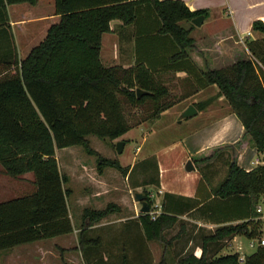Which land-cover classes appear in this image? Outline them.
I'll return each instance as SVG.
<instances>
[{
	"label": "trees",
	"instance_id": "1",
	"mask_svg": "<svg viewBox=\"0 0 264 264\" xmlns=\"http://www.w3.org/2000/svg\"><path fill=\"white\" fill-rule=\"evenodd\" d=\"M39 1L0 0V166L4 174L13 178L33 175L30 193L0 202V252L74 232L67 202L70 192L65 189L67 178L60 172L57 150L88 148L91 136L112 142L121 138L132 129L126 105L138 107L151 102L158 115L172 107L161 104L168 89L145 63L137 61L129 69L107 68L100 58L102 38L111 32V22L135 25L141 9L148 6L161 21L159 33L177 46L171 64L187 69L201 88L217 86L245 130L237 143L192 160L202 173L201 184L211 186L213 199H247L252 214L241 224L224 225L210 232L178 218L184 212L172 214L163 202L161 214H142L125 224L139 229L142 251L133 245L135 255H125L120 262L154 264L147 244L158 243L165 251L159 264H170L171 253L172 264H264L262 245L244 261L238 253L222 254L237 236L258 243L263 239V214L257 210L264 195V166L247 172L238 165L236 157L245 141L264 153V37L247 42L249 56L238 55L233 65L222 69L208 66L200 71L190 58V52L198 48L191 36L192 28L186 29L182 23L207 17V11H190L180 0H54L59 22L50 26L45 39L22 60L7 8L20 4L35 6ZM253 29L264 35L262 22H255ZM137 89L150 95L139 99ZM216 163H222L226 173L213 185L219 175ZM151 164L155 179L148 176ZM98 166L100 170L115 168L126 175L130 170L123 169L118 161L106 159L100 160ZM140 168L147 174L141 187H158L156 159L136 164L131 179ZM262 206L264 211V202ZM198 207L194 202L193 209L201 211ZM113 209L109 206L84 213L79 242L87 264H110V259L105 260L100 251L102 239L92 238L88 229L108 218ZM190 242L192 246L185 251ZM197 248L202 250L200 257L195 254Z\"/></svg>",
	"mask_w": 264,
	"mask_h": 264
},
{
	"label": "crops",
	"instance_id": "2",
	"mask_svg": "<svg viewBox=\"0 0 264 264\" xmlns=\"http://www.w3.org/2000/svg\"><path fill=\"white\" fill-rule=\"evenodd\" d=\"M40 0L37 5L30 6L31 14L26 15V20L47 21L45 15L35 14V11L42 6ZM167 1V0H159ZM189 8L190 11H207L208 15L202 26L197 27L193 23H182L186 29H191V36L197 43V49L190 52V58L201 71L208 66L213 69H222L235 63L238 55L249 56L247 41L262 39L264 36L260 32L253 29L255 22L264 24V0H180ZM8 15L11 29L16 38L15 25L10 15V6H8ZM22 16V15H21ZM47 17V16H46ZM53 16L52 19H58ZM50 19V18H49ZM53 25V24H52ZM161 21L157 14L148 6L141 9L137 23L135 25L123 26L121 21L115 20L110 24L111 32L103 35L100 58L102 64L107 68L121 67L129 69L135 65L137 61L143 62L154 73L156 79L166 88H173V105L164 111L162 117H179L193 106L198 114L192 118L183 120L178 125L183 126L186 135L182 139H177L172 146L181 148L183 156V170L180 174L185 176L183 185L176 186L173 184L174 177L171 172L166 169L158 156L155 159L158 166L159 186H151L156 188L160 205L166 202L168 211L177 215L178 218L188 220L198 227L207 231H214L224 225H237L248 220L252 214L247 199H234L220 201L213 199L211 195V186L202 183V173L197 169L193 172H187L185 167L188 161H192L198 157L209 156L214 150L228 145L237 143L243 139L245 130L239 118L232 112L230 106L223 96L219 93L217 86L201 88L195 79V76L189 74L187 69H178L180 64H171V57L177 54V46L168 36L159 33ZM21 30H18V33ZM243 47L248 55L243 53ZM186 62L184 63V65ZM193 71L196 68L193 66ZM169 89V88H167ZM212 92L217 97L219 107H215L213 100L206 98L208 92ZM208 103L206 107L204 104ZM201 119V121H200ZM199 120V122H198ZM203 120V121H202ZM197 121V122H196ZM142 128L141 126L138 128ZM137 129V128H135ZM132 130V129H131ZM131 130L129 132H131ZM128 132V133H129ZM127 133V134H128ZM127 134L114 141L132 140L133 137H127ZM57 153V151H56ZM57 155V154H56ZM238 165L247 172L252 171L258 166H264V153L258 152L249 141H245L237 157ZM148 160V159H147ZM146 160L141 161L140 163ZM193 162V161H192ZM138 163V162H136ZM133 162L127 179L130 178L133 168L136 165ZM221 164V165H220ZM220 165V166H219ZM215 170L219 171V175L213 180V185H217L221 180H217L226 167L222 163H216ZM221 167H224L221 169ZM184 171V172H183ZM140 177H145L143 170L140 168L136 172ZM182 178V177H181ZM223 179V178H222ZM217 181V183H216ZM143 180L132 182V188L141 189ZM198 203L201 211L193 209V203ZM264 195L261 197L259 208L263 214V238H264V211L262 203ZM136 220V219H132ZM107 223H100L90 227L88 230L92 238H101L102 245L100 247L101 254L110 264H121L120 259L127 255L132 258L135 253L133 245L142 251V241H138L141 235L137 226H109ZM133 228L135 232H133ZM177 230L173 231L175 235ZM244 236H237L232 239L228 248L224 249L222 254L238 253L241 257L253 254L257 247V240H250L255 244L254 248L248 245L252 252H247L242 247L241 239ZM249 240V239H248ZM158 244V243H157ZM151 250L154 264H159L165 255L162 245L158 244L157 253L154 252V243H148ZM192 246L190 242L185 251ZM147 254V248L144 249ZM196 256L200 257L201 249H196ZM174 254H168V261L173 263Z\"/></svg>",
	"mask_w": 264,
	"mask_h": 264
},
{
	"label": "rangeland",
	"instance_id": "3",
	"mask_svg": "<svg viewBox=\"0 0 264 264\" xmlns=\"http://www.w3.org/2000/svg\"><path fill=\"white\" fill-rule=\"evenodd\" d=\"M42 4L35 14L45 15L48 20L44 22L39 21L40 19L26 20L28 19L26 15L31 12L29 4L10 6L9 11L17 34L15 45L18 56L22 60L45 39L50 26L60 20V18L52 19L55 16L54 0H43ZM18 30L21 32L18 33ZM243 53L248 55L245 47H243ZM167 88H169V94L161 100V104L173 105V88L172 86ZM206 98L212 99L213 103L215 102L213 104L215 107L220 106L217 97L212 92L209 91ZM153 106L151 102L138 107L125 106L127 119L132 127L127 137H133V139L118 141L125 143L122 155L117 152L118 142L101 140L94 136L88 138V148L77 146L57 150L56 158L60 172L67 178L65 189L70 192L67 202L74 232L67 236L2 251L0 252V264H87L79 242V234L85 223V211L105 210L112 206L114 207L113 213L100 223L110 224L109 226L124 225L142 215V205L134 199L136 193L150 195L148 202L152 201V205L150 203L152 206L151 216L161 214L156 188L145 186L135 189L131 187L132 182L144 180V177L135 173L131 181L127 179V175L123 171L111 167L100 170L98 166L100 160L106 159L118 161L121 167L127 170L132 167L134 161L138 162L136 164L147 159L154 162L156 155L160 158L162 165L175 178L173 184L176 186L184 184L185 173L184 175L180 174L182 178L179 177L180 170H183V154L180 147L172 145L174 141L182 139L186 135L184 129L186 123H183V126L178 125L181 119L173 117L172 114L169 117H162V113L156 114ZM140 126L142 128L138 129ZM222 171L217 180H222L224 177L225 171L224 169ZM148 174L149 179L156 178L154 165L151 164ZM32 180V174H26L18 179L7 176L0 166V202L30 193L33 190ZM240 241L247 252L253 251L248 247L251 243L250 240L242 238ZM157 251L158 244L154 243V252L157 253Z\"/></svg>",
	"mask_w": 264,
	"mask_h": 264
},
{
	"label": "water",
	"instance_id": "4",
	"mask_svg": "<svg viewBox=\"0 0 264 264\" xmlns=\"http://www.w3.org/2000/svg\"><path fill=\"white\" fill-rule=\"evenodd\" d=\"M204 20H205V17L204 16H200V17L194 19L192 21V23L195 26L200 27V26H202ZM137 95H138V98L140 99L144 95H150V92L144 91L142 89H137ZM197 114H198V112L195 109V107L190 106L182 114V116H181V122L183 120L192 118V117L196 116ZM124 147H125V143L124 142H118L117 143L116 148H117V152H118L119 155H122L123 154ZM185 169L189 173L196 170V168H195V166H194V164H193V162L191 160L188 161V163L186 164ZM148 198H149V196L147 194H141V193H136L135 196H134L135 201L137 203H140L142 205V209H141V213L142 214H150V212H151V208H150V205L148 203ZM241 264H245V263H241Z\"/></svg>",
	"mask_w": 264,
	"mask_h": 264
},
{
	"label": "built area",
	"instance_id": "5",
	"mask_svg": "<svg viewBox=\"0 0 264 264\" xmlns=\"http://www.w3.org/2000/svg\"><path fill=\"white\" fill-rule=\"evenodd\" d=\"M258 212H262V209L261 208H258ZM258 245L264 246V238L261 240L260 243H258ZM250 246H251V248H254L255 247V244L253 242H251ZM241 259H242V261H244L245 258L244 257H241Z\"/></svg>",
	"mask_w": 264,
	"mask_h": 264
}]
</instances>
